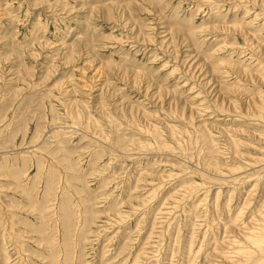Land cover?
<instances>
[{"label": "rangeland", "instance_id": "obj_1", "mask_svg": "<svg viewBox=\"0 0 264 264\" xmlns=\"http://www.w3.org/2000/svg\"><path fill=\"white\" fill-rule=\"evenodd\" d=\"M65 177L76 264H264V0H0V264H51Z\"/></svg>", "mask_w": 264, "mask_h": 264}, {"label": "bare ground", "instance_id": "obj_2", "mask_svg": "<svg viewBox=\"0 0 264 264\" xmlns=\"http://www.w3.org/2000/svg\"><path fill=\"white\" fill-rule=\"evenodd\" d=\"M51 174L52 173H50V176L48 175V178L44 181L45 187L43 190L44 192L41 196L42 199L39 201V203L36 202L39 205L38 204L35 206L32 205V207H34L33 210L41 211V213L43 214V217H44L45 213L46 214L51 213V212L49 213L48 209L50 207H52L50 204L51 203L54 204L53 202L55 201L54 200L53 202H51L53 199V196L57 190V188H56L57 185L54 184L55 180L53 181L54 177L51 176ZM75 174H77V173H75ZM64 182L66 183V185L64 184L65 187L63 186L64 188L60 192V201H59L60 204H58L59 210L61 212L58 218L62 221V227H63L64 233L62 234V239L60 241L61 246L58 249H54V248L51 249L48 247L49 250H47V251L49 253L47 252L48 253L47 257H50L49 261L51 264H76L77 263L76 261L79 260V258L81 259V256L79 258L76 256V242L79 239L83 240L84 233L88 230V227H89L88 223L91 222L90 215L92 216V213L90 214L88 211L89 210L88 209L89 208V206H88L89 200L86 198V196H85V198L79 197L80 194H82V190L78 189V187H75L69 181L68 177L64 180ZM25 193L27 195V198L32 201V199H34V197L36 195V190H35V188H29V189L25 190ZM69 196H71V197L73 196V197L77 198V200L75 201V203H76L75 206H73V201L71 200L72 198L70 199ZM53 207H54V205H53ZM53 214H54V212H53ZM53 227L49 231L48 237L45 238L46 243H48L49 245H51V244L54 245V242H56V240H54V239H55L56 233L58 232V227H56V225H54ZM38 228H40V225ZM43 231L46 232V230H43ZM44 232H42V233H44ZM78 242H80V241H78ZM56 243H58V242H56ZM252 243L255 245V247L257 248L258 251L263 252L264 251V232H263V234L258 235V237H255L252 240ZM59 255H62L61 261L59 260Z\"/></svg>", "mask_w": 264, "mask_h": 264}]
</instances>
